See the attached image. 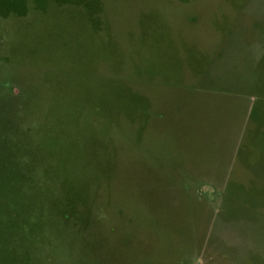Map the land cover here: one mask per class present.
Listing matches in <instances>:
<instances>
[{"label": "rangeland", "instance_id": "obj_1", "mask_svg": "<svg viewBox=\"0 0 264 264\" xmlns=\"http://www.w3.org/2000/svg\"><path fill=\"white\" fill-rule=\"evenodd\" d=\"M0 264H264V0H0Z\"/></svg>", "mask_w": 264, "mask_h": 264}, {"label": "trees", "instance_id": "obj_2", "mask_svg": "<svg viewBox=\"0 0 264 264\" xmlns=\"http://www.w3.org/2000/svg\"><path fill=\"white\" fill-rule=\"evenodd\" d=\"M21 12V11H20Z\"/></svg>", "mask_w": 264, "mask_h": 264}]
</instances>
